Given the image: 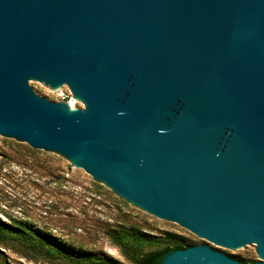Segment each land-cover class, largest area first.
<instances>
[{"label": "water", "instance_id": "95a60500", "mask_svg": "<svg viewBox=\"0 0 264 264\" xmlns=\"http://www.w3.org/2000/svg\"><path fill=\"white\" fill-rule=\"evenodd\" d=\"M0 135L211 242L159 264H264V0H0Z\"/></svg>", "mask_w": 264, "mask_h": 264}, {"label": "rangeland", "instance_id": "374dc122", "mask_svg": "<svg viewBox=\"0 0 264 264\" xmlns=\"http://www.w3.org/2000/svg\"><path fill=\"white\" fill-rule=\"evenodd\" d=\"M29 85L51 101H61L62 93L74 107H83L66 85L55 91L35 80ZM0 221L12 232L32 236L34 243L33 247L16 239L0 243V264H70L49 253L47 245L37 242L39 236L92 264H133L117 245L118 236L145 237L144 251L179 241L211 243L121 197L65 155L3 135Z\"/></svg>", "mask_w": 264, "mask_h": 264}, {"label": "trees", "instance_id": "16d2710c", "mask_svg": "<svg viewBox=\"0 0 264 264\" xmlns=\"http://www.w3.org/2000/svg\"><path fill=\"white\" fill-rule=\"evenodd\" d=\"M9 239H16L28 247H33L32 245L34 244L31 242L32 240H30L32 239V236L28 234H18L16 232H12L9 230L6 224L0 221V243H4V241ZM115 241L124 255L129 258L133 264H159L164 255L170 251L193 246V244L179 241L171 246H165L161 249L144 251L146 238H140L133 234L128 237H115ZM37 242L47 245V251L49 253H56L58 257L66 259L70 264H92V262L88 259L77 258L62 248L50 245L44 241L42 236L38 237Z\"/></svg>", "mask_w": 264, "mask_h": 264}, {"label": "built area", "instance_id": "2783aa9c", "mask_svg": "<svg viewBox=\"0 0 264 264\" xmlns=\"http://www.w3.org/2000/svg\"><path fill=\"white\" fill-rule=\"evenodd\" d=\"M68 89H69V88H68ZM70 93H71V91H70ZM71 94H72V93H71ZM60 96H61V97H60V100H61V101H65V102H67L69 105H71L70 102H71L72 104H74V102H72V101H70V100L66 101V100H65V97H66V96L63 95L62 93L60 94ZM72 97H73V95H72ZM73 98H74V97H73Z\"/></svg>", "mask_w": 264, "mask_h": 264}, {"label": "bare ground", "instance_id": "6f19581e", "mask_svg": "<svg viewBox=\"0 0 264 264\" xmlns=\"http://www.w3.org/2000/svg\"><path fill=\"white\" fill-rule=\"evenodd\" d=\"M70 104H71V105H70V107H71V108H73V107H74V105H73L71 102H70Z\"/></svg>", "mask_w": 264, "mask_h": 264}]
</instances>
